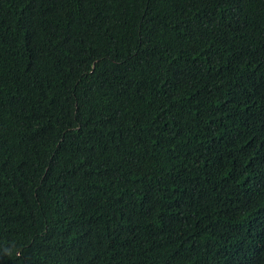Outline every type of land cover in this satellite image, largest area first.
I'll list each match as a JSON object with an SVG mask.
<instances>
[{"label": "trees", "instance_id": "1", "mask_svg": "<svg viewBox=\"0 0 264 264\" xmlns=\"http://www.w3.org/2000/svg\"><path fill=\"white\" fill-rule=\"evenodd\" d=\"M0 264H264V0H0Z\"/></svg>", "mask_w": 264, "mask_h": 264}, {"label": "clouds", "instance_id": "2", "mask_svg": "<svg viewBox=\"0 0 264 264\" xmlns=\"http://www.w3.org/2000/svg\"><path fill=\"white\" fill-rule=\"evenodd\" d=\"M6 254L11 256V255H13V251L12 250H8ZM16 255H19V253L17 252Z\"/></svg>", "mask_w": 264, "mask_h": 264}]
</instances>
